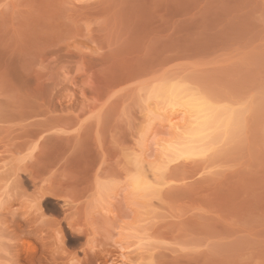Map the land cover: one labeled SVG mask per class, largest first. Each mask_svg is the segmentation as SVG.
<instances>
[{
    "label": "rangeland",
    "instance_id": "obj_1",
    "mask_svg": "<svg viewBox=\"0 0 264 264\" xmlns=\"http://www.w3.org/2000/svg\"><path fill=\"white\" fill-rule=\"evenodd\" d=\"M0 264H264V0H0Z\"/></svg>",
    "mask_w": 264,
    "mask_h": 264
},
{
    "label": "bare ground",
    "instance_id": "obj_2",
    "mask_svg": "<svg viewBox=\"0 0 264 264\" xmlns=\"http://www.w3.org/2000/svg\"><path fill=\"white\" fill-rule=\"evenodd\" d=\"M159 92H161L165 97L169 98L170 99L169 102L176 104V105L177 104L181 105L183 107L182 109H185L184 112H188V113L191 112L195 118V123L193 125L186 127V128H183V130L180 129V125L178 123H172L173 124L172 127H173V129H175V131L178 130V133L180 132L183 136L184 135L185 136L188 135V136H186L187 138H185L184 141H181L180 143H178L177 146L176 145L174 146L172 144L170 146L168 145L169 147L167 146L164 149L172 148V150L174 152L181 154L183 156L187 155V154H194V153L196 154L198 152L199 153H201V152L205 153L208 150L206 147L208 144L206 145L205 144L206 142H204L202 144L204 137L205 138L207 137L205 135L206 134L208 135V131L212 128V126H217V124L219 125V123H221V119H220L217 111L214 108H212L211 106L207 105L206 103L201 102V100L198 101L197 99L190 97V96L189 97L187 96L186 99H183V101L180 100L181 98H183L184 94L182 95V93H183L182 89L180 87H177V86H170V87H165V88L163 87V90L161 89ZM157 94H158V92H157ZM159 96H160V94H159ZM182 109L179 111L183 112ZM173 111L176 112L178 110L175 109ZM171 117H173V116H171ZM181 128H182V126H181ZM197 142H201V143H199L200 145H198V146L194 145ZM168 150H170V149H168ZM172 150H170V151H172ZM178 154L177 155L175 154L177 156V158L181 157ZM138 168H139V170H137L138 173L133 174L134 176L132 177V181H131V184H132L134 189H137V190L142 189V188L147 189V187H148V189L150 190V187H152V185L157 186L158 180L157 179L155 180V177L153 176V174H149V172L147 173V171L144 170V168L143 169H141L140 167H138ZM154 180L156 182H154ZM159 182H160V180H159ZM153 183H156V184L154 185ZM146 189H144V190H146ZM23 248H25V246ZM20 251H22V250L20 249ZM23 254L25 257L24 259H26L28 263H32L33 260L35 259V257H33L32 254H30L27 250H23Z\"/></svg>",
    "mask_w": 264,
    "mask_h": 264
}]
</instances>
